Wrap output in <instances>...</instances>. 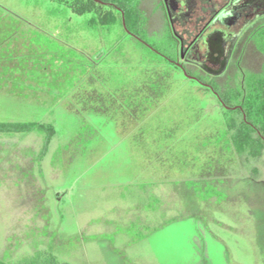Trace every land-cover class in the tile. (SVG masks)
<instances>
[{
  "label": "rangeland",
  "instance_id": "1",
  "mask_svg": "<svg viewBox=\"0 0 264 264\" xmlns=\"http://www.w3.org/2000/svg\"><path fill=\"white\" fill-rule=\"evenodd\" d=\"M156 3L141 0L143 41L174 55L175 43ZM51 8L47 0H0V119L53 122L57 131L48 145L45 132L0 135V259L13 263L48 250L69 264H264L258 221L249 207L242 209L238 201L227 212L209 202L192 208L193 194L185 193L179 168L160 173L164 164L156 158V143L140 129L132 132L137 121L131 120L130 129L123 124L122 95L112 96L115 101L102 110L86 103L82 86H76L82 76L68 63L94 56L103 41L84 17ZM245 69L213 77L188 66L187 74L211 91L187 77L182 92H193L210 108L205 116L215 117L219 104L213 93L224 95L235 80L234 91L244 76L259 73L247 64ZM152 132L157 134L156 128ZM252 163L258 177L249 170L241 173L264 181V154ZM146 194L152 199L144 204ZM188 203L195 214H187ZM156 209L167 212L168 223L156 229L154 218L140 235L146 212L156 214ZM255 212L264 214V203ZM210 232L226 242L229 256L197 263L205 247L195 236L201 233L210 241ZM221 243L210 241L208 249H221Z\"/></svg>",
  "mask_w": 264,
  "mask_h": 264
},
{
  "label": "trees",
  "instance_id": "2",
  "mask_svg": "<svg viewBox=\"0 0 264 264\" xmlns=\"http://www.w3.org/2000/svg\"><path fill=\"white\" fill-rule=\"evenodd\" d=\"M47 1L52 10L67 11L84 17L85 25L94 29L103 41L102 52L101 49L88 59L68 63L75 67L72 71H77L82 76L78 85L75 82L76 84L69 88L81 85L82 98L87 97L85 101L87 104L91 103L93 111L102 110L110 101H115L111 99L112 96L122 95L121 120L123 124L127 123L129 129L132 127L129 123L134 124L131 120L137 121L136 125L134 124L135 128L132 127V132L140 129L139 132L143 133L144 137L148 134L152 143H156V158L162 160L164 164L160 173H170V170L177 166L178 178H186L183 181L184 185L185 182L187 184L185 193L193 194L191 205L188 203L184 208L187 214L191 213L188 208L190 206L193 208V204L198 208L206 204L205 202L212 205L214 203L227 212L232 210L233 204L241 201L242 209L249 207L247 209L251 218H257L256 226L263 254L264 214L259 215L255 210L264 203L260 201V196L264 192V181H258L256 176H248L241 172L249 170L258 177L259 170L252 162L264 154V70L255 74L253 78L244 76L245 79L235 85L234 91L231 86L235 80L233 85L225 90L220 88L221 91H227L226 94L223 92L224 95L217 97L218 94L212 92L218 101L219 111L217 116L207 118L205 114L210 108L205 107L193 92L188 90L182 92V83L188 78L183 69L168 59L175 60L176 54L164 53L167 57L162 56L156 52V47L143 41L141 34L146 31V17L141 0ZM128 47L129 51H126ZM65 54L66 57L69 55ZM70 58L74 59L72 56ZM192 81L201 88L211 91L198 81L194 79ZM109 84H112V90L109 89ZM36 88L38 87H34V90ZM187 96H190V100H187ZM96 103L101 108L95 106ZM225 104L229 107L227 108ZM152 121L156 123L151 124ZM154 128L157 134H153ZM32 130L47 134L46 145L57 132L53 122L36 119L13 121L0 119V135L27 133ZM158 179L156 187L160 183ZM147 195L144 197V204L148 199H152V196ZM155 196L153 193V198ZM166 213L158 209L156 214L147 211L145 219L147 223H141L144 230H139V234H146L154 218L156 229L167 224ZM216 235L210 232V241L212 244L213 242L219 244L222 241L221 249L209 250L210 241L206 240L205 235L204 238L201 233L200 236H195L197 242L202 241L205 249L209 250L205 253L202 246L203 257L199 255L197 263L202 258L216 260L221 256H229L228 245ZM196 253L198 254L197 251ZM0 264L69 263L51 251L42 250L13 263L0 259Z\"/></svg>",
  "mask_w": 264,
  "mask_h": 264
},
{
  "label": "flooded vegetation",
  "instance_id": "3",
  "mask_svg": "<svg viewBox=\"0 0 264 264\" xmlns=\"http://www.w3.org/2000/svg\"><path fill=\"white\" fill-rule=\"evenodd\" d=\"M157 9L163 14L169 40L175 43L176 59H168L184 72L194 66L220 77L230 70H245L246 64L258 72L264 70V0H157ZM222 68L219 75L208 71ZM194 80L211 89L198 77Z\"/></svg>",
  "mask_w": 264,
  "mask_h": 264
},
{
  "label": "water",
  "instance_id": "4",
  "mask_svg": "<svg viewBox=\"0 0 264 264\" xmlns=\"http://www.w3.org/2000/svg\"><path fill=\"white\" fill-rule=\"evenodd\" d=\"M196 62V61H195ZM196 63H198L199 65H203L201 62H196ZM223 70H224V68H222L221 70H219V71H213V70H208L210 73H212V74H214V75H219V74H221L222 72H223ZM185 74H186V76L187 77H189V78H191V79H197L196 77H194V76H192V75H189V74H187L186 72H185ZM207 85V84H206ZM244 117H246L245 115H244Z\"/></svg>",
  "mask_w": 264,
  "mask_h": 264
}]
</instances>
